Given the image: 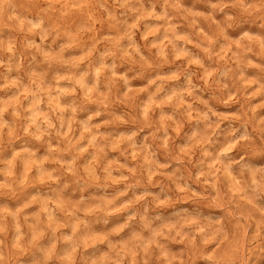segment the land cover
<instances>
[{"label": "clouds", "instance_id": "obj_1", "mask_svg": "<svg viewBox=\"0 0 264 264\" xmlns=\"http://www.w3.org/2000/svg\"><path fill=\"white\" fill-rule=\"evenodd\" d=\"M0 264H264V0H0Z\"/></svg>", "mask_w": 264, "mask_h": 264}]
</instances>
